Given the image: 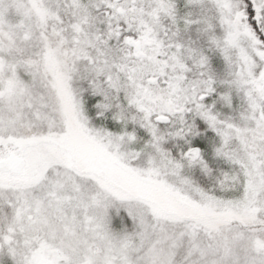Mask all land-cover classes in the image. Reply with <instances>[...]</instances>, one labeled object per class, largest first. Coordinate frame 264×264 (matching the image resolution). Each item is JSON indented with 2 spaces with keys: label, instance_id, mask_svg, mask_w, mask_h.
Here are the masks:
<instances>
[{
  "label": "snow or ice",
  "instance_id": "1",
  "mask_svg": "<svg viewBox=\"0 0 264 264\" xmlns=\"http://www.w3.org/2000/svg\"><path fill=\"white\" fill-rule=\"evenodd\" d=\"M0 264H264V0H0Z\"/></svg>",
  "mask_w": 264,
  "mask_h": 264
}]
</instances>
